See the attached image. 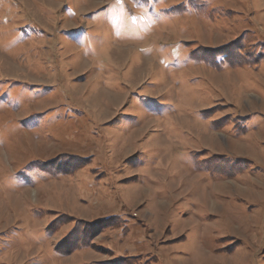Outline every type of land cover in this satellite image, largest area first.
<instances>
[{
    "label": "rangeland",
    "instance_id": "1",
    "mask_svg": "<svg viewBox=\"0 0 264 264\" xmlns=\"http://www.w3.org/2000/svg\"><path fill=\"white\" fill-rule=\"evenodd\" d=\"M129 258L264 264V0H0V264Z\"/></svg>",
    "mask_w": 264,
    "mask_h": 264
},
{
    "label": "trees",
    "instance_id": "2",
    "mask_svg": "<svg viewBox=\"0 0 264 264\" xmlns=\"http://www.w3.org/2000/svg\"><path fill=\"white\" fill-rule=\"evenodd\" d=\"M242 39L243 38H239L235 42H232V43L228 44L227 46L223 47L224 52L221 53L219 56H224V58L228 59V61H229L231 59V57H235V54H237V52H239L238 54H241L240 52L242 51L243 47L242 46L239 47L238 44H239V42L242 43ZM239 56H242V55H239ZM199 59L203 62L209 63L207 61V59H208L207 57L199 58ZM241 63H244V62L239 61L238 63H234L232 65L238 66ZM258 63L259 62H257L256 64H258ZM213 65L215 68L220 69V65L216 61L213 63ZM243 65H247V64H243ZM86 245H87L86 239L84 237H80L76 244H74V242L73 243L71 242L69 245H67L66 250L62 251L61 250L62 246L59 249H60L61 253H64L66 255H70L71 253H73L79 249H83ZM109 264H137V263L134 262L132 258H129V259H116V260H114V262L109 263Z\"/></svg>",
    "mask_w": 264,
    "mask_h": 264
}]
</instances>
